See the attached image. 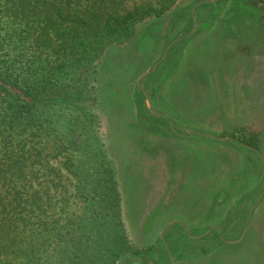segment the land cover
Returning <instances> with one entry per match:
<instances>
[{
  "label": "trees",
  "instance_id": "trees-1",
  "mask_svg": "<svg viewBox=\"0 0 264 264\" xmlns=\"http://www.w3.org/2000/svg\"><path fill=\"white\" fill-rule=\"evenodd\" d=\"M139 1L0 0V264H119L127 255H141L140 264H156L149 252L158 250V233L168 223L162 216L167 194L162 184L124 186L125 216L137 237L132 241L123 218L117 160L132 158L136 164L140 159L138 165L145 166V131L170 125L149 114L134 83L103 94V74L96 70L109 46L132 42L138 23L159 18L176 0ZM251 4L264 7L258 0ZM213 5L202 2L198 8ZM151 76L142 79L144 89ZM155 97L166 114L172 98ZM105 126L117 158L103 139ZM221 136L238 140L203 138L239 152L241 170L233 174L231 164L228 183L209 190L196 188L198 178L191 180L177 199L205 204L201 214L198 205L192 212L199 222L191 226L199 233L210 224L226 228L233 209L251 195L234 192L233 181L249 179L252 190L264 174L260 154L240 144L260 149L257 132ZM143 172L141 166L144 181ZM72 198L78 203L74 209Z\"/></svg>",
  "mask_w": 264,
  "mask_h": 264
},
{
  "label": "rangeland",
  "instance_id": "rangeland-1",
  "mask_svg": "<svg viewBox=\"0 0 264 264\" xmlns=\"http://www.w3.org/2000/svg\"><path fill=\"white\" fill-rule=\"evenodd\" d=\"M143 1L146 0L139 2ZM147 1L156 4V0ZM256 1L176 0L159 18L138 23L132 42L109 46L101 57L103 63L100 60L96 67L103 74L102 93L118 92L126 82L136 85V80L151 70L170 45L165 57L157 64L159 67L151 71L152 76L146 83L148 89H144L142 80V90L137 88L145 95L148 109L176 127L155 124L145 131V139L141 142L147 155L145 166L143 162L138 165L140 159L134 161L137 165L131 162L132 158L129 162L126 157L117 160L122 169L119 178L123 218L132 241L137 237L125 216L124 186L129 187L131 181L140 188L145 182L148 188L162 184L167 194L163 203L167 209L162 216L168 223L159 231L166 228L160 244L167 251L159 247L149 252L156 264H264V174L252 190H249V179L233 181L234 192L238 189L237 193L250 192L251 195L233 209L226 228L220 223L210 224L199 233L190 221L195 205L177 200L188 183L197 178V189L209 190L217 184L224 186L228 183L231 164L233 174H237L243 162L241 154L233 147L206 140L193 132L216 136L228 132V135L236 133L244 137L257 132L261 138L258 151L264 155V7L251 4ZM258 1L264 5V0ZM202 2L214 5L198 8ZM220 60L225 61V67ZM97 76L98 73L94 75ZM159 93L172 98L166 114H162L155 97ZM151 95L154 98L150 99ZM228 95L230 102L226 99ZM101 130L112 157L117 158L118 151L111 149L106 126ZM171 130L174 135H169ZM186 132L192 135L186 136ZM243 156L247 163H252L246 152ZM148 157L152 163L148 162ZM141 166L144 181L138 174ZM129 167L135 183L127 171ZM216 195V199L221 196L220 193ZM77 205L72 198L69 207L74 209ZM197 205L201 214L199 211L205 204L199 202ZM220 215L219 210L215 217L219 219ZM213 228L217 229L216 237ZM140 257L127 255L119 264H140ZM196 257L200 258L195 260Z\"/></svg>",
  "mask_w": 264,
  "mask_h": 264
},
{
  "label": "water",
  "instance_id": "water-1",
  "mask_svg": "<svg viewBox=\"0 0 264 264\" xmlns=\"http://www.w3.org/2000/svg\"><path fill=\"white\" fill-rule=\"evenodd\" d=\"M195 7H196V6H195ZM193 9H194V8H193ZM193 9H192V11H193ZM169 47H170V45H169V46L167 47V49L165 50L163 56H162L157 62H155V63L153 64L151 70H148V71L144 72V73H143V74H142V75L136 80V86L139 87L141 90H142V88H141L140 81H141L146 75H148L152 70L155 69V67L157 66V64H158V63H159V62L165 57V55H166L167 50L169 49ZM144 105H145V107L147 108L149 114H151V115H156V116H159V117H163L162 115L155 114V113L151 112V111L148 109V106H147V103H146V97H145V95H144ZM169 123H170V125H172L171 122H169ZM186 133H187L188 135H192L191 132H186ZM193 134H198V135H200V136H202V137L209 138V139H215V140H219V141H232V140H234V138H231V137H219V136H213V135H211V134H205V133H195V132H193ZM240 144H241L242 146L246 147L247 149H252V150H255L256 152H258V153L260 154L261 159L264 160V155H262L258 150L254 149V148H252L251 146H248V145H246V144H244V143H240ZM262 193H264V192H262ZM257 201H258V200H257ZM256 203H257V202H256ZM252 211H253V208L250 210V213H249L248 218H247V220H246V224H247V222H248V220H249V217H250ZM245 227H246V226H245ZM165 229H166V228H164V229L159 233V236H158V237H159L160 240L163 239L162 234H163V232H164ZM242 235H243V234H242ZM226 241H227V240H226Z\"/></svg>",
  "mask_w": 264,
  "mask_h": 264
},
{
  "label": "crops",
  "instance_id": "crops-1",
  "mask_svg": "<svg viewBox=\"0 0 264 264\" xmlns=\"http://www.w3.org/2000/svg\"><path fill=\"white\" fill-rule=\"evenodd\" d=\"M220 61H222V65L225 67V65H224V64H225V61H224V60H220ZM228 64H229V63H228ZM232 77H233V75L231 76V79H232V84L235 86V82H233V79H234V78H232ZM234 91H235V90H234ZM234 91H233V92H234ZM233 92H232V93H233ZM231 97H232L233 100H234V93L231 94ZM226 99H227L228 102H230V100H229V99H230V95L226 96ZM233 100H232V101H233ZM232 101H231V102H232ZM229 110H230V109H229ZM225 111H227V110H225ZM225 111H224V112H225ZM169 125H170V123H169ZM170 126H171V127H172V126H173V127H176L174 123H172V125H170ZM180 129H181V128H180ZM181 130H182V129H181ZM194 135L200 136V135H198V134H194ZM186 136H189V135L187 134ZM213 136H216V135H213ZM200 137H202V136H200ZM219 137H227V136H219ZM208 139H209V138H208ZM210 140H215V139H210ZM215 141H219V140H215ZM221 142H226V141H221ZM195 202H197V200H196ZM195 206H196V205H195ZM191 215H192V213H191ZM192 216H193V215H192ZM192 218H193V217H192ZM192 218H191L190 221H191L193 224H198L199 221L196 220V219H192ZM196 218H197V217H196ZM190 221H189V222H190ZM158 236H159V235H158ZM161 241H162V240H161Z\"/></svg>",
  "mask_w": 264,
  "mask_h": 264
},
{
  "label": "flooded vegetation",
  "instance_id": "flooded-vegetation-1",
  "mask_svg": "<svg viewBox=\"0 0 264 264\" xmlns=\"http://www.w3.org/2000/svg\"><path fill=\"white\" fill-rule=\"evenodd\" d=\"M186 233V232H185ZM204 234V233H203ZM160 245H162V244H160ZM159 247H161V248H163V249H165L166 251H167V248H165V246L164 245H162V246H159Z\"/></svg>",
  "mask_w": 264,
  "mask_h": 264
}]
</instances>
